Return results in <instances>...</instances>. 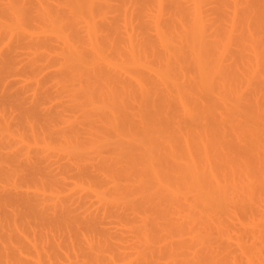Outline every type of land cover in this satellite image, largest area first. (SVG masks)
Segmentation results:
<instances>
[{
	"label": "rangeland",
	"instance_id": "1",
	"mask_svg": "<svg viewBox=\"0 0 264 264\" xmlns=\"http://www.w3.org/2000/svg\"><path fill=\"white\" fill-rule=\"evenodd\" d=\"M0 264H264V0H0Z\"/></svg>",
	"mask_w": 264,
	"mask_h": 264
},
{
	"label": "bare ground",
	"instance_id": "2",
	"mask_svg": "<svg viewBox=\"0 0 264 264\" xmlns=\"http://www.w3.org/2000/svg\"><path fill=\"white\" fill-rule=\"evenodd\" d=\"M206 156H207V154L205 155V158H207ZM206 161H209V163H207V162H206V163L208 164V165H206V166H208V167H209V166H210V164L212 165V166H210L211 168L209 167V169H210V170H209V169H207L208 167H207L206 169L210 171V174L212 173V174H214V175H215L216 173H214V172H216V171H214V170H215V168H214L213 164H212V163H211V161H210V160H208V159H207ZM212 168H213V170H211ZM213 171H214V172H213ZM212 176H213V175H212ZM215 176H216V175H215ZM215 176H213V177H215ZM215 178H216V177H215Z\"/></svg>",
	"mask_w": 264,
	"mask_h": 264
}]
</instances>
